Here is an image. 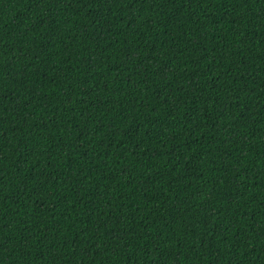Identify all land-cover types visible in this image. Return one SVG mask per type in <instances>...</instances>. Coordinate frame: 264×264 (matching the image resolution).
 Wrapping results in <instances>:
<instances>
[{"label":"trees","instance_id":"obj_1","mask_svg":"<svg viewBox=\"0 0 264 264\" xmlns=\"http://www.w3.org/2000/svg\"><path fill=\"white\" fill-rule=\"evenodd\" d=\"M0 264H264V0H0Z\"/></svg>","mask_w":264,"mask_h":264}]
</instances>
